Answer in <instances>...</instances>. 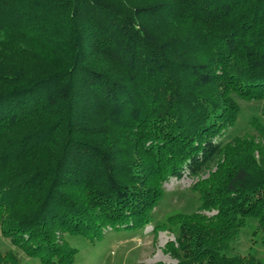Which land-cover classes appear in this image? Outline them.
Listing matches in <instances>:
<instances>
[{
	"label": "trees",
	"instance_id": "1",
	"mask_svg": "<svg viewBox=\"0 0 264 264\" xmlns=\"http://www.w3.org/2000/svg\"><path fill=\"white\" fill-rule=\"evenodd\" d=\"M241 101H264V0H0L1 235L76 264L69 237L151 223L177 264H264L225 253L264 232V105ZM185 172L195 210L157 222Z\"/></svg>",
	"mask_w": 264,
	"mask_h": 264
},
{
	"label": "rangeland",
	"instance_id": "2",
	"mask_svg": "<svg viewBox=\"0 0 264 264\" xmlns=\"http://www.w3.org/2000/svg\"><path fill=\"white\" fill-rule=\"evenodd\" d=\"M244 117L264 105V101H241ZM244 126V121L240 123ZM235 130V134L241 133ZM195 181L186 172L181 178L169 177L163 182L165 191L161 201L154 208V219L163 221L168 215L185 212L190 213L197 205L196 197L189 191ZM256 221L247 220L244 227L230 242L225 251L227 255L252 254L264 261V232L253 233ZM174 233L168 229L154 230V225L146 224L142 229L134 230L127 227L107 228L103 235L89 241L81 236H71L69 241L77 249L76 264H177L178 258L168 249L167 243L175 241ZM6 247L14 249L25 263L43 264L38 258H31L12 245L9 239L0 233V250Z\"/></svg>",
	"mask_w": 264,
	"mask_h": 264
}]
</instances>
